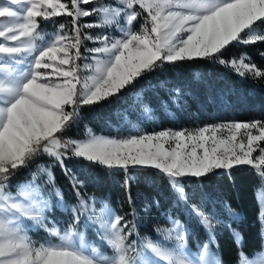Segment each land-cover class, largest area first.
Here are the masks:
<instances>
[{"label":"snow or ice","instance_id":"1","mask_svg":"<svg viewBox=\"0 0 264 264\" xmlns=\"http://www.w3.org/2000/svg\"><path fill=\"white\" fill-rule=\"evenodd\" d=\"M93 2L0 0V264H222L209 247L216 239V213L206 212L203 203H191L182 181L250 166L264 183V121L226 122L192 131L137 132L119 139L94 135L90 129L86 139L62 137L83 106L118 96L165 63L217 60L241 77H264V69L251 63L246 53L221 58L234 43L264 42L260 27L264 0H116V6H82ZM64 15L71 18V29L66 31L67 25L60 24L44 41L40 20ZM83 17L97 20L82 24ZM141 18L136 31L134 24ZM109 26H115L119 35L108 34ZM84 28L105 31L93 36L82 32ZM84 41L98 46L86 49L91 63L79 65L77 61L88 59L81 52ZM82 71L90 74L81 75ZM142 100L138 92L136 102ZM149 111L145 105L144 112ZM44 156L60 165L79 200L63 230L46 217L53 196L56 206H64L59 188L47 191V186L54 185L51 166L37 164L28 178L12 183L21 170ZM70 157L110 171L123 170L126 191L135 179L127 175L130 168L156 169L167 177L177 205L183 203L186 214L197 217L209 240L191 252L190 229L171 215L167 217L170 227L155 229L156 240L132 239L136 223L106 203L99 214H92L96 198H89L90 205L81 195L84 182L64 163ZM258 199H264V188ZM128 202L132 204L131 194ZM153 203L159 206L158 201ZM150 207L145 203L144 211ZM223 207L231 217L238 216L230 205ZM135 212L133 208L134 218ZM82 217L95 225L101 243L111 249L110 256L86 242L78 230ZM261 217L264 224V208ZM34 227L43 228L54 240L37 244L29 235ZM233 236L239 248L238 264H264V245L249 256L243 251L242 236L235 230Z\"/></svg>","mask_w":264,"mask_h":264},{"label":"trees","instance_id":"2","mask_svg":"<svg viewBox=\"0 0 264 264\" xmlns=\"http://www.w3.org/2000/svg\"><path fill=\"white\" fill-rule=\"evenodd\" d=\"M102 1L94 0L89 5H101ZM71 18L59 16L45 21L40 20V31L47 33L59 28L60 24L71 29ZM264 29V25L260 26ZM246 53L250 62L264 69V42L243 45L234 43L224 51V60L238 58ZM249 62V60H246ZM177 89L179 91H177ZM142 93L143 100L136 102V94ZM145 105L150 108L144 112ZM264 121V77L246 75L241 77L231 67L220 64L217 60L196 59L178 63H165L162 67L145 73L132 87L110 97L98 104L83 106L80 117L63 135V139H79L90 129L93 133L113 135L117 138L135 135L137 132H154L169 130H192L204 125L226 122ZM264 146V143H262ZM49 164L54 174V184L63 194L67 206L79 205L76 191L69 177L60 165L44 156L28 169H23L13 180L28 178L37 164ZM66 167L84 182L80 190L84 198L95 197L103 200L118 215L136 223L134 238L147 236L156 238L158 219L171 215L190 227L188 238L190 246L195 247L209 240L205 228L199 220H192L186 214L183 203H176V197L166 176L151 167L130 168L128 176L135 177L130 181L129 190L123 187L125 172L109 170L106 167L90 163L83 158L70 157L64 161ZM190 202L203 203L208 213H216L217 219H224L231 230L242 235L243 251L249 256L261 249L262 237L259 221L260 207L255 191L262 181L250 166L234 167L230 173L226 170H215L207 176L187 177L182 181ZM132 196V204L128 196ZM214 194L219 197L222 207L216 202ZM153 201H158L157 207ZM145 203L151 205L144 211ZM238 213L231 217L224 205ZM135 208V218L133 217ZM50 215L59 226L67 227L72 219L70 210L64 212L54 204ZM83 222V218L81 222ZM81 224L78 225V228ZM38 239L50 237L44 229H32ZM90 235L93 233L89 232ZM226 243H210V249L221 257L222 264H237L239 248L228 234H224ZM132 237V238H133Z\"/></svg>","mask_w":264,"mask_h":264},{"label":"rangeland","instance_id":"3","mask_svg":"<svg viewBox=\"0 0 264 264\" xmlns=\"http://www.w3.org/2000/svg\"><path fill=\"white\" fill-rule=\"evenodd\" d=\"M98 1H102V4H105V5H112V6H116V0H98ZM62 2H65V3H67V2H69V0H62ZM101 4V5H102ZM82 6H84V7H86V8H94V7H98L99 5H89V6H87V5H82ZM0 19H2V18H0ZM71 20V19H70ZM97 20V17H83V18H81V20H80V23H82V24H87V23H92V22H94V21H96ZM143 23V19L141 18V20H140V23H136V24H134V30H136V31H138L139 30V28H140V24H142ZM40 30V29H39ZM57 30L58 29H56V30H53V31H49V32H47V33H44V32H41V35L44 37V41H47V40H49V39H51V37H52V35L54 34V33H56L57 32ZM68 30H70V29H68ZM67 29H66V31H68ZM102 31H105V29H102V28H91V29H89V28H84V29H82V32H84V33H88V34H91V35H93V36H95L96 34H99V33H101ZM107 33L108 34H111V35H119V32L115 29V26H109L108 28H107ZM37 43L39 44V43H42V41H37ZM96 46H98V45H96V44H94L92 41H84V46L82 47V49H81V52H82V55L83 56H85V57H88V59H85V60H80V61H77V64H79V65H83V64H85V63H91V57H90V55H89V53L86 51V49H89V48H93V47H96ZM246 63H248V61H245ZM90 73L89 72H87V71H82L81 72V75H89ZM236 122H240V121H236ZM205 126V125H204ZM198 129V128H197ZM192 130H195V129H192ZM192 130H190V131H192ZM176 131H178V130H176ZM154 132H159V131H154ZM154 132H148V133H154ZM141 133H145V131H142ZM87 134H88V132L84 135V136H82V137H79V139H75V140H82V139H86L87 138ZM92 134H94V135H97V136H105V137H109V138H117V136H113V135H103V133H92ZM136 135V134H135ZM129 136H131V135H129ZM129 136H125V137H129ZM125 137H121V138H125ZM117 139H119V138H117ZM41 164H44V163H41ZM46 166H49V164H45ZM35 170V169H34ZM53 176H54V174H53ZM47 177H45V179H46ZM53 187H55V188H59V187H57L55 184L54 185H49V186H47V191H49V192H51L52 190H53ZM262 188H264V183H262V185L260 186V188L259 189H257L256 191H255V193H256V195H257V200H258V206L260 207V216H259V221H261V230H260V234H261V237H262V244H261V246L262 245H264V224H262V217H261V210H262V208H264V199H258V192L262 189ZM60 189V188H59ZM61 190V189H60ZM214 197L216 198L215 200H216V202L220 205V207H222V203H221V200L219 199V197L217 196V195H215L214 194ZM53 205H52V207H51V209H50V211H48V212H46V217H47V221H51V222H53V223H55L56 224V226L57 227H59L61 230H63L64 228H66V227H62V226H59L58 224H57V222L56 221H54V219L52 218V216L50 215V212H51V210H53V206H54V204L56 205V203H55V197L53 196ZM86 201H88L89 202V204L91 205L92 204V201H90L89 200V198H84ZM96 203H95V205H94V212L92 213L93 215H97V214H99V212L101 211V209L103 208V206H104V204L106 203L105 201H103V200H98V199H96ZM193 203H197L196 201H193ZM73 206H79L78 204L77 205H72V206H67L66 204H65V202H64V206L63 207H59L62 211H64V212H66V211H68V210H70L71 211V209H72V207ZM109 207V206H108ZM110 208V207H109ZM112 209V208H111ZM72 212V211H71ZM117 214V213H116ZM210 215H211V213H209ZM169 216V215H168ZM168 216H166V217H160V219H158V221L157 222H159L158 223V225H159V227H170L171 225L168 223V219H167V217ZM83 218V217H82ZM191 218H192V220H194V219H196V220H198L197 219V217H195L194 215L193 216H191ZM173 219H175V217H173ZM216 220H217V217H214V219H213V223H215V235H216V239H215V241H217L220 245H222V243H226V239H228V238H226L225 239V236H223L224 234H228V236H230L231 238H232V240L236 243V241H235V238H234V236H233V230H231L229 227H228V225H227V222L224 220V219H219L220 221H222L221 223H216ZM181 223H183V224H185L184 222H182L181 221ZM81 224V227L80 228H78V230L79 231H81V232H83L84 233V235H85V240H86V242L87 243H89V244H91V245H93L94 247H96L102 254H104V255H111V249L110 248H108L107 246H105V245H103L102 243H101V241H100V239H99V236H98V234H97V232H96V230H95V225H92V224H87V223H85V221H84V219H83V222L82 223H80ZM189 229H190V227L187 225V224H185ZM49 227H51L52 225L51 224H49L48 225ZM33 229H43V228H40V227H34ZM191 231V230H190ZM89 232H91V233H93V235H90L89 234ZM192 232V231H191ZM237 232V231H236ZM237 233H239V232H237ZM29 235H30V237H31V239L33 240V241H35L37 244H39V243H43V242H45L46 240H49V239H51V238H48V239H42V240H40V239H38L39 237H37V236H35L34 234H32V232L30 231L29 232ZM242 236V235H241ZM144 237H148V235L147 236H144ZM143 236L142 237H139V238H132V239H139V240H142L143 238H144ZM157 239V237L156 238H153V240H156ZM55 242V241H54ZM187 243H188V248L191 250V252H193V253H195V252H197L198 251V248H197V245L195 246V247H192V246H190V244H189V242L187 241ZM202 245V244H201ZM237 245V244H236ZM238 246V245H237ZM211 250V252L217 257V258H219V259H221V257L218 255V253H216L214 250H212V249H210ZM259 251V250H258ZM252 255V254H251ZM237 264H238V261H237Z\"/></svg>","mask_w":264,"mask_h":264}]
</instances>
